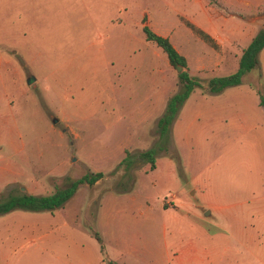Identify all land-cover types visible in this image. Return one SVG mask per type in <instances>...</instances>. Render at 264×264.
<instances>
[{"label": "rangeland", "instance_id": "1", "mask_svg": "<svg viewBox=\"0 0 264 264\" xmlns=\"http://www.w3.org/2000/svg\"><path fill=\"white\" fill-rule=\"evenodd\" d=\"M247 1L0 0V194L12 186L50 194L88 172L104 174L53 214L17 209L0 220L12 227L20 214L43 229L69 225L49 248L63 257L70 237L91 264L103 253L85 229L99 232L118 264H178L180 256L185 264H264L263 158L247 152V133L216 122L233 115L224 93L235 85L193 89L158 144V117L181 85L142 31L144 18L153 31L165 24L184 33L182 53L213 59L181 22L209 29L229 51L247 46L264 29V0ZM245 81L264 87V48ZM251 94L254 116L260 108ZM150 148L154 168L138 157ZM78 261L85 264L77 254Z\"/></svg>", "mask_w": 264, "mask_h": 264}, {"label": "crops", "instance_id": "2", "mask_svg": "<svg viewBox=\"0 0 264 264\" xmlns=\"http://www.w3.org/2000/svg\"><path fill=\"white\" fill-rule=\"evenodd\" d=\"M239 1L241 2L244 8H247V4L250 3L247 0H239ZM188 21L193 23L190 20ZM181 23L184 24L186 27H188L184 22ZM145 24L147 23L145 22ZM193 24L196 27L200 28L195 23ZM200 29L206 32L207 34H208L207 31H210L209 29L206 30L202 28ZM154 32L168 38L169 35L170 36L173 35L175 43L172 44L179 53H181L182 55L185 54L183 56L186 58L189 74L191 76L199 78L201 81H205V84L206 81H208L211 78L205 74V72H208V70H213L214 68L216 69L222 66L224 70L231 71V73L235 72L239 65V58L242 55L243 49L246 47L240 44H236L237 46L233 47L232 50L229 51L224 46H222L221 43L217 41V44L219 45V49H214L190 29L191 37H193L194 39L202 40L203 42L206 43V45L210 49L214 51V53H216V56H214L213 59H210L209 57L206 58L204 56L193 58V57H189L190 56L189 54H188L189 56L187 55V50L186 53H182L183 51L181 52L179 50V48L183 50H185L186 48V44L184 45V42L182 41V38L184 37V33L175 31L174 29L173 30L167 29L165 28V24H163L162 26L160 25L156 26ZM215 38L218 40L220 39V36L216 35ZM235 50H239L240 54H238L237 56H235V58L230 60L231 56L234 57ZM217 56H223V57L217 58ZM165 65L166 66L164 71L167 74V70L170 64L167 62ZM246 76L247 74H245L242 78V82H241V84H243L242 86L236 87L237 85H235L234 88L227 90L224 93V97L227 94L228 96L232 97V99L234 100V102L231 101L229 105V108L233 112V115H229L227 117L222 116L216 122L220 124V126L223 127V129L227 132H231V129L234 128L237 130H242L244 133H247V152L254 153L255 156L258 158L262 157L264 161L263 108L259 103V96L257 94L256 88L252 84H247V82L245 81ZM251 91L256 93L258 97L257 100V103L259 105L258 107L260 108L257 109L255 107L254 116L252 115L253 98ZM167 98H165V102ZM222 99L218 98L215 104L213 101V108H214L213 115H215L216 117L218 116L217 110H219V103L221 102ZM222 108H224V106ZM253 128L254 130H251ZM213 134L214 136H218V131L216 128H213ZM168 205L174 207L172 203ZM100 209L96 218H98L99 215V218L101 219L102 216H104L105 212H102ZM10 213H7L4 216H0V217H7V215H9L10 217V215H12ZM49 213L53 214L55 212L53 211ZM34 214H38V212H30V215H34ZM13 215H15L13 217L15 219V222L13 223L12 227L6 226L4 224V221L0 220V264H76V263L84 264V262L83 263L79 261L76 262L77 254L81 257V259H84V261L86 260V257L84 256L85 251L84 249H82L83 245L77 246L75 241L72 242V239L70 237L66 238V241L68 243V248L65 250L63 257L61 255L54 254L52 249L49 248V245H51L49 244V242L51 240H53L55 237L57 239L59 236H64L63 234H65L66 231L67 232L70 231L69 225H67L66 229L52 228V227L48 229H43L41 227L42 225L37 220L34 221L33 223H30L26 221L27 220L26 216L20 214H13ZM0 219H4V218H0ZM17 219H19L20 221L17 222ZM85 230L97 242L98 247L100 249V245L96 240V238L90 233V231H88L87 229ZM63 240H65L64 237ZM114 242L116 244H121L119 243V240L117 238L114 239ZM102 243L104 244L103 239H102ZM71 244L72 247L70 246ZM70 248L72 252L70 251ZM72 253L74 256V260H71ZM103 255H105L106 258H103ZM106 255H107L106 253L102 254V258L98 264H108L107 263L108 260L114 262L113 259H111L108 255L107 256ZM176 262L178 264H185V261L182 258V256L177 258ZM85 264H91V262L85 261Z\"/></svg>", "mask_w": 264, "mask_h": 264}, {"label": "trees", "instance_id": "3", "mask_svg": "<svg viewBox=\"0 0 264 264\" xmlns=\"http://www.w3.org/2000/svg\"><path fill=\"white\" fill-rule=\"evenodd\" d=\"M145 22L146 19L144 18L142 31L145 39L160 47L166 54L171 67L174 69H177L178 66L181 67V70L177 72L178 81L181 85L180 90L167 100L165 110L157 120L158 144H162V141L167 137L166 135H168L171 129L173 121L177 117L179 107L189 97L193 89L200 86L209 93H219L226 87L240 84L243 76L257 67L258 54L264 48V29H260L243 49L242 55L239 58L238 68L235 72L224 76L211 77L204 87L199 78L189 74L186 58L177 51L170 39L154 32ZM184 23L211 47L219 49V45L209 34L187 20ZM256 90L264 113V87L257 88ZM127 156L129 160L133 158V154H127ZM138 157L149 163L150 168L155 167L154 150L152 148L139 152ZM103 178L104 174L102 172H88L79 178L71 180L66 186L58 188L50 194H33L26 191H16L12 186L0 194V215L17 209L31 212H53L75 194L79 185L85 183L88 186H92ZM90 233L96 238L101 252L104 253V245L99 233L92 229ZM107 263L117 264L111 260H108Z\"/></svg>", "mask_w": 264, "mask_h": 264}, {"label": "water", "instance_id": "4", "mask_svg": "<svg viewBox=\"0 0 264 264\" xmlns=\"http://www.w3.org/2000/svg\"><path fill=\"white\" fill-rule=\"evenodd\" d=\"M178 72L181 70V67L180 66H178L177 67V69H176ZM30 80L28 79V81L27 82H29Z\"/></svg>", "mask_w": 264, "mask_h": 264}]
</instances>
